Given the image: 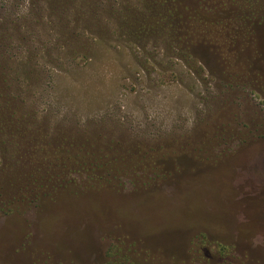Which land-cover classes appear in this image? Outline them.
<instances>
[{
  "label": "rangeland",
  "instance_id": "1",
  "mask_svg": "<svg viewBox=\"0 0 264 264\" xmlns=\"http://www.w3.org/2000/svg\"><path fill=\"white\" fill-rule=\"evenodd\" d=\"M158 1L0 0V264H264V0Z\"/></svg>",
  "mask_w": 264,
  "mask_h": 264
},
{
  "label": "trees",
  "instance_id": "2",
  "mask_svg": "<svg viewBox=\"0 0 264 264\" xmlns=\"http://www.w3.org/2000/svg\"><path fill=\"white\" fill-rule=\"evenodd\" d=\"M167 13L173 16L170 9ZM241 18L244 21L247 15L241 13ZM146 28H149L148 24H141L139 29L144 31ZM246 37H248L247 31L243 32V38ZM12 73L10 67L8 69V67L0 65V144L4 145V154L1 156L5 161L8 158L18 160L19 157L30 156L22 145H28L31 137L34 139L32 130H29L30 124H38L36 114L33 111H28L25 107L31 95L25 93L26 87L24 86L19 89L17 82L11 77ZM15 138L16 141L13 143Z\"/></svg>",
  "mask_w": 264,
  "mask_h": 264
}]
</instances>
